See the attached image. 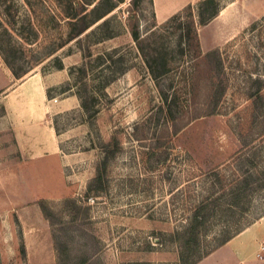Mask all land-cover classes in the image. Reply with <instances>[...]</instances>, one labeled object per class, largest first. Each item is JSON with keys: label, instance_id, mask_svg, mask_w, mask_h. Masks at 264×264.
I'll use <instances>...</instances> for the list:
<instances>
[{"label": "rangeland", "instance_id": "rangeland-1", "mask_svg": "<svg viewBox=\"0 0 264 264\" xmlns=\"http://www.w3.org/2000/svg\"><path fill=\"white\" fill-rule=\"evenodd\" d=\"M88 1L0 0L16 71L43 74L45 97L72 105L48 117L66 196L38 201L46 226L30 231V198L0 180V264H186L260 225L264 0H221L203 25L197 0L162 19L151 0ZM74 2L86 15L77 26L114 7L67 41ZM60 66L67 79L49 85Z\"/></svg>", "mask_w": 264, "mask_h": 264}, {"label": "crops", "instance_id": "crops-1", "mask_svg": "<svg viewBox=\"0 0 264 264\" xmlns=\"http://www.w3.org/2000/svg\"><path fill=\"white\" fill-rule=\"evenodd\" d=\"M193 1L195 0H151L155 16L159 19L172 15ZM58 70L44 75V78H55L49 85L55 86L67 79V73L61 66ZM42 77L43 74L33 71L26 76L15 77L0 55V161L6 165L0 171V180L13 181V187L14 181H19L18 197L21 200L30 198L28 210L34 220H43L37 221L30 231L42 224L46 226L47 223L38 204L40 199L66 196L61 175L65 155L48 117L61 113L72 105L64 97L47 99L45 87L41 83ZM19 88L23 91H18ZM51 100L57 104L53 113ZM0 186L7 188L9 183L3 182ZM5 193L0 195L3 203L0 209L8 202L6 190ZM36 234L40 235L37 230ZM262 234L264 220L260 225L257 222L250 223L194 264H264V261L257 262L254 258L258 238Z\"/></svg>", "mask_w": 264, "mask_h": 264}, {"label": "trees", "instance_id": "trees-1", "mask_svg": "<svg viewBox=\"0 0 264 264\" xmlns=\"http://www.w3.org/2000/svg\"><path fill=\"white\" fill-rule=\"evenodd\" d=\"M92 3H93V1L89 0L86 4H92ZM187 5H189V4H187ZM187 5H185L184 7H187ZM74 6H75V2L72 3V5H69V8H68L69 11L68 10L65 11V14L63 15L67 19V23L70 26V31H69V36L67 38V41H70L72 38L78 36L86 28H88L90 25H92L93 23L98 21L100 18H102L106 13H108L114 7V5L108 7V9H106L105 11L100 13L97 17L90 18L88 20V22H86V24L81 25V26H77V23L79 21H81L82 19H84L86 17V15H85V13H82L81 7L78 6V8H75ZM194 6H195L197 18H198V24L203 25L206 22H208L210 19H212L214 16H216V14L219 12V10L223 7V2L221 0H197L196 4ZM184 7H182L181 9H183ZM180 10H178V12L173 13L170 17L175 18L176 16H178L180 13L179 12ZM107 22H108V19L103 18L100 21V23H98L95 26V29H100L101 27L106 25ZM110 36H111L110 33H106L102 37H100V40L104 39V38H108ZM132 36H133V38H136L134 33H132ZM10 53H12V52L7 47L0 45L1 58L3 59L6 66L10 69L12 74L15 77H19L20 74L16 71V69L13 65V62H12L13 57H12V55H10ZM149 72H150L151 76H153V78H155V76H154L155 73L151 68L149 69ZM229 236L228 235L224 236L223 239H221L220 242H218L217 246L224 243L229 238ZM210 251H211V249H209L207 252L202 254L201 257H196L195 259H193L192 261H189L186 264L196 263L199 259H201L203 256L208 254Z\"/></svg>", "mask_w": 264, "mask_h": 264}, {"label": "built area", "instance_id": "built-area-1", "mask_svg": "<svg viewBox=\"0 0 264 264\" xmlns=\"http://www.w3.org/2000/svg\"><path fill=\"white\" fill-rule=\"evenodd\" d=\"M259 249L260 250H263L264 249V238H263V240L259 244Z\"/></svg>", "mask_w": 264, "mask_h": 264}]
</instances>
